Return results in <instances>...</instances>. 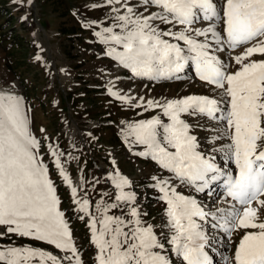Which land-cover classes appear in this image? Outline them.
<instances>
[{
  "label": "snow or ice",
  "instance_id": "obj_1",
  "mask_svg": "<svg viewBox=\"0 0 264 264\" xmlns=\"http://www.w3.org/2000/svg\"><path fill=\"white\" fill-rule=\"evenodd\" d=\"M105 3L110 6L111 24L101 27L95 36L108 46L106 55L133 76L179 79L191 66L200 81L220 90L212 97L188 95L164 103L149 100L145 110L159 107L169 122L153 117L121 130L126 138H134L130 144L144 146L137 155L150 157L172 174L169 179L153 177L166 204L172 233L167 243L184 264H213L206 251L209 237L201 223L211 219V226L229 237L240 233L232 256L225 258L227 264H264V0ZM204 22L206 26H196ZM225 47H243L234 57L239 65L235 71H228L216 54ZM256 55L261 59H252ZM185 116L216 121L222 127H217L214 139L228 142L205 153L193 134L195 126ZM39 147L28 127L23 98L0 94V241H9L0 243V264H72L73 257L75 264H82L69 224L59 210L48 167L38 156ZM213 152L223 153L235 170L218 164ZM51 154L60 176L71 186L59 158L62 154ZM109 178L119 190L112 203H98L96 214H89V200L76 201L79 211L90 215L95 264H171L163 252L161 235L141 219L134 206L135 194L124 190L130 187L129 180L118 171ZM176 182L209 196L213 186L220 184L222 199L230 207L206 210L196 198L178 192ZM71 191L75 196L77 189ZM113 209L121 214H109ZM13 237L52 246L65 255L18 245L11 242Z\"/></svg>",
  "mask_w": 264,
  "mask_h": 264
},
{
  "label": "rangeland",
  "instance_id": "obj_2",
  "mask_svg": "<svg viewBox=\"0 0 264 264\" xmlns=\"http://www.w3.org/2000/svg\"><path fill=\"white\" fill-rule=\"evenodd\" d=\"M111 18L110 6L105 0H31L30 4L27 0L22 3L0 0V85L2 89L15 85L16 90H8V94L23 98L30 129L40 135L42 150L49 148L62 154L59 158L72 182L71 186L63 177L60 178L56 166L52 176L57 178L59 209L62 206L66 208L65 217L71 228L75 227L72 229L73 241L81 247L84 264H93V251L82 239L84 229L81 225L83 223L85 229H89L90 215L79 211L80 205L76 201L90 200L89 214H96L98 203H112L119 190L109 174L116 171L129 180L130 187L124 190L135 194L134 206L141 219L146 224H152L156 233L161 235L165 242L163 251L171 264H184L167 243L166 238L172 233L167 226L163 204L155 202L149 197L150 191L147 192L148 184H156L153 177L162 179L166 172L168 177L165 179H169L172 174L162 168L157 170L150 158L149 163L134 157L145 148L130 144L134 138H126L121 130L128 129L139 119L159 117L165 123L169 122L159 107L145 110L149 100L164 103L188 95L212 97L220 90L199 81L194 72L187 71L185 77L179 79L152 80L135 77L124 67L119 70L112 58L106 55L108 46L100 43L95 36L101 27L111 24ZM99 23L97 29H81L84 25L99 26ZM224 51L230 53L224 57L228 71L237 70L239 65H236L234 57L243 52V47ZM252 59L259 60L261 57L256 55ZM188 70L194 71L191 66ZM102 87L123 94L128 103L140 111L129 104L110 100L104 96ZM26 101H29L28 104ZM183 118L195 126L193 134L197 136L202 151L208 153L219 148L210 133H215L212 128L222 125L204 117ZM213 154L217 163L224 160L222 153ZM176 184L178 192L196 198L199 203L207 200L205 192H196L178 182ZM72 187L77 189L75 196ZM81 216L85 219H80ZM201 223L208 237L216 243L211 255L213 264L214 261L216 264H227L225 258L232 256L240 235L231 240L226 233L211 226L214 223L211 219ZM222 241L227 242V247L220 250ZM8 242L6 238L0 241ZM11 242L18 245L39 243L17 237H13ZM46 249L57 252L49 245ZM58 255L64 256L63 253Z\"/></svg>",
  "mask_w": 264,
  "mask_h": 264
},
{
  "label": "bare ground",
  "instance_id": "obj_3",
  "mask_svg": "<svg viewBox=\"0 0 264 264\" xmlns=\"http://www.w3.org/2000/svg\"><path fill=\"white\" fill-rule=\"evenodd\" d=\"M122 2H123V0H122ZM120 84V83H119ZM122 86V85H121ZM141 87V86H140ZM16 87H15V85H10L9 86V88H4V89H2V86L0 85V94H2L1 92H5V94L7 93L8 94V90L9 91H13L14 89H15ZM123 88V87H122ZM130 88V87H129ZM138 88H139V86H138ZM124 89V88H123ZM16 90V89H15ZM86 90V89H85ZM96 90V89H95ZM157 98V97H156ZM109 142V141H108ZM127 172V171H126ZM220 188H223L222 187V185L220 186ZM224 203H226L225 201H224ZM67 263V262H66ZM72 264H73V262H72Z\"/></svg>",
  "mask_w": 264,
  "mask_h": 264
}]
</instances>
